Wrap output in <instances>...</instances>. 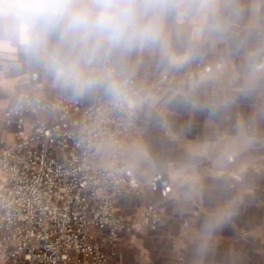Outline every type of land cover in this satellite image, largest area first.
I'll return each mask as SVG.
<instances>
[{
  "label": "clouds",
  "instance_id": "clouds-1",
  "mask_svg": "<svg viewBox=\"0 0 264 264\" xmlns=\"http://www.w3.org/2000/svg\"><path fill=\"white\" fill-rule=\"evenodd\" d=\"M253 6L244 22L241 0H0V63L7 72L36 69L74 97L102 94L115 107L183 106L209 110L264 91V18ZM225 46L218 61L198 72L209 50ZM178 77L167 96L144 93L135 83L141 57ZM213 86L202 99L200 89ZM161 122L166 125L161 115ZM237 137L245 136L239 125ZM191 156L205 146H187ZM134 151H141L134 149ZM226 215L218 210L210 232Z\"/></svg>",
  "mask_w": 264,
  "mask_h": 264
},
{
  "label": "crops",
  "instance_id": "crops-1",
  "mask_svg": "<svg viewBox=\"0 0 264 264\" xmlns=\"http://www.w3.org/2000/svg\"><path fill=\"white\" fill-rule=\"evenodd\" d=\"M241 2L244 22L253 6L264 18V0ZM224 53L225 46L218 45L207 51L202 61L214 63ZM151 60L147 56L140 58L137 86L144 93L167 96L178 79L174 74L166 73L170 81L161 90L151 86L160 75L138 76L153 69ZM34 71L40 75L39 93L44 98L65 96L89 103L102 95L74 97L36 69L21 65L5 72L0 63V125L4 113L17 104L20 93L27 89L29 74ZM186 71L195 73L193 65ZM199 94L202 99L209 98L213 86L202 87ZM138 121L144 132L121 143L118 162L134 171L140 181V194L121 197L115 205L116 211L135 223L136 229L124 233L114 245L96 239L105 251L113 252L108 264H264V91L241 96L215 113L145 104L138 108ZM241 123L245 136L238 140ZM1 134L11 140L7 129ZM192 143L204 145V153L191 156L187 146ZM157 172L163 173L171 185L167 195L147 184ZM149 203L157 205L162 214L155 230L149 229L143 217ZM218 210H226V215L206 232V223Z\"/></svg>",
  "mask_w": 264,
  "mask_h": 264
},
{
  "label": "built area",
  "instance_id": "built-area-1",
  "mask_svg": "<svg viewBox=\"0 0 264 264\" xmlns=\"http://www.w3.org/2000/svg\"><path fill=\"white\" fill-rule=\"evenodd\" d=\"M210 64L196 63L194 72ZM39 77L29 74L0 125V264H108L113 252L96 239L114 245L136 229L115 205L140 194L134 171L118 162L121 143L144 132L138 109L115 107L102 95L89 103L47 99ZM169 81L164 73L151 86L161 90ZM147 184L163 195L171 191L161 172ZM143 217L151 230L162 220L154 203Z\"/></svg>",
  "mask_w": 264,
  "mask_h": 264
},
{
  "label": "rangeland",
  "instance_id": "rangeland-1",
  "mask_svg": "<svg viewBox=\"0 0 264 264\" xmlns=\"http://www.w3.org/2000/svg\"><path fill=\"white\" fill-rule=\"evenodd\" d=\"M149 60L150 59H146V61L147 62H149ZM151 62H153L152 64V66H153V69L152 70H150V71H148V74H146V72H143L144 74L143 75H138V76H143V78L146 76H153L154 78H157L159 75H161V74H164V73H166L165 72V70H164V68L163 67H161V66H159L158 64H157V62L154 60V59H152L151 61H150V63ZM137 77V76H136ZM158 111V110H157ZM158 113H160L159 111H158Z\"/></svg>",
  "mask_w": 264,
  "mask_h": 264
}]
</instances>
